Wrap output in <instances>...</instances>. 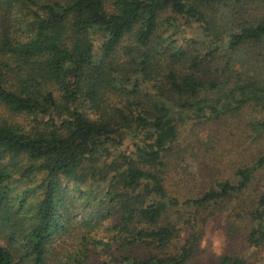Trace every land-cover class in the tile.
Returning a JSON list of instances; mask_svg holds the SVG:
<instances>
[{"label": "trees", "instance_id": "obj_1", "mask_svg": "<svg viewBox=\"0 0 264 264\" xmlns=\"http://www.w3.org/2000/svg\"><path fill=\"white\" fill-rule=\"evenodd\" d=\"M256 3L0 0V104L28 120L0 119V264H90L101 251V264H191L198 223L225 202L249 219L246 246H264V191L244 199L264 152L196 196L168 184L182 125L250 107L264 134L260 60L245 53L264 43V13L239 18ZM193 26L200 49L176 38Z\"/></svg>", "mask_w": 264, "mask_h": 264}, {"label": "rangeland", "instance_id": "obj_2", "mask_svg": "<svg viewBox=\"0 0 264 264\" xmlns=\"http://www.w3.org/2000/svg\"><path fill=\"white\" fill-rule=\"evenodd\" d=\"M254 6H257V9L249 6L239 18L247 19L264 13V5L256 3ZM184 31L182 36L176 37L178 42L185 44L182 39L184 37L195 41L196 43L192 42L191 45L200 49L199 41H203V37L196 26L186 27ZM245 53L250 58L255 57L260 60L256 70L264 78V43L261 46L248 45ZM260 117V113L249 107L221 121L206 125H193L192 122L182 125L180 153L178 156H173L169 162V186L177 184L179 191L177 190L176 193L179 195L196 196L214 186L216 182L232 178L237 168L252 164L259 154L264 152V134L257 137L252 130V122ZM0 119L28 124L24 116L12 115L2 104H0ZM130 145L131 139L128 138L122 149L129 153L132 150ZM189 160L192 164H186ZM261 191H264V169L257 173L250 187L252 193L244 199ZM245 202L246 206H250L251 200ZM234 205L237 203L225 202L211 206L209 210H214V214L203 225L198 223L196 228L201 229V237L197 246L198 253L192 258L191 264H215L225 256L241 258L244 264H264V246L261 248L246 246L245 236L251 224L247 217L238 216V209L234 210ZM209 210H206L201 217L207 215ZM103 235L99 233L98 237ZM183 242L184 240H181L179 243L183 244ZM0 244L6 246L2 237ZM67 250H69L68 243L60 241L55 244L53 250L55 260L61 258V263L66 262L63 257L66 256ZM104 258V252L101 251L92 257L89 263L101 264Z\"/></svg>", "mask_w": 264, "mask_h": 264}]
</instances>
